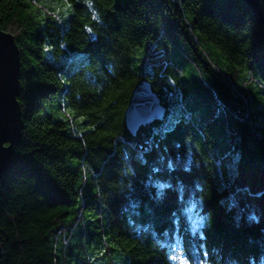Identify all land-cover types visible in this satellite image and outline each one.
Masks as SVG:
<instances>
[{
    "label": "trees",
    "instance_id": "obj_1",
    "mask_svg": "<svg viewBox=\"0 0 264 264\" xmlns=\"http://www.w3.org/2000/svg\"><path fill=\"white\" fill-rule=\"evenodd\" d=\"M21 132L0 264H264V41L238 0H0ZM146 80L166 109L132 136Z\"/></svg>",
    "mask_w": 264,
    "mask_h": 264
},
{
    "label": "water",
    "instance_id": "obj_2",
    "mask_svg": "<svg viewBox=\"0 0 264 264\" xmlns=\"http://www.w3.org/2000/svg\"><path fill=\"white\" fill-rule=\"evenodd\" d=\"M252 12L262 27L264 41V0H238ZM19 59L13 36L0 29V181L12 164V147L21 132ZM166 113L150 83L140 81L134 88L124 113L127 131L134 136L140 127L161 121Z\"/></svg>",
    "mask_w": 264,
    "mask_h": 264
}]
</instances>
